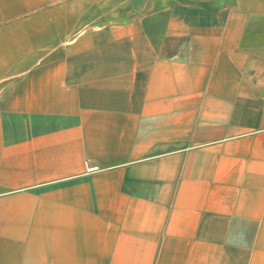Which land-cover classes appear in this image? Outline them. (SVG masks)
Masks as SVG:
<instances>
[{
    "label": "crops",
    "instance_id": "1",
    "mask_svg": "<svg viewBox=\"0 0 264 264\" xmlns=\"http://www.w3.org/2000/svg\"><path fill=\"white\" fill-rule=\"evenodd\" d=\"M0 264H264V0H0Z\"/></svg>",
    "mask_w": 264,
    "mask_h": 264
}]
</instances>
